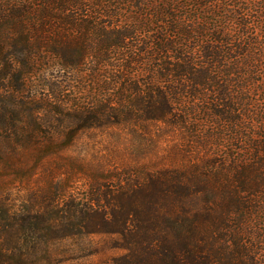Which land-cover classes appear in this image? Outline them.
<instances>
[{
  "label": "trees",
  "instance_id": "16d2710c",
  "mask_svg": "<svg viewBox=\"0 0 264 264\" xmlns=\"http://www.w3.org/2000/svg\"><path fill=\"white\" fill-rule=\"evenodd\" d=\"M133 120L185 130L184 164L89 202L0 198V264L94 234L118 237L115 264H264V0H0V171L24 182L28 150Z\"/></svg>",
  "mask_w": 264,
  "mask_h": 264
},
{
  "label": "rangeland",
  "instance_id": "374dc122",
  "mask_svg": "<svg viewBox=\"0 0 264 264\" xmlns=\"http://www.w3.org/2000/svg\"><path fill=\"white\" fill-rule=\"evenodd\" d=\"M48 73L54 72L48 70ZM49 78L55 81L53 76ZM49 78L37 76L34 85L46 90ZM145 132L138 131V120H133L125 126L92 128L78 133L62 152L61 142L57 143L58 150L47 156L40 157L28 150L22 159L15 161V167L25 169L24 182L19 180L20 174L0 171L3 173L0 186L2 180L8 182L0 198L17 210L32 203L45 204V200L60 205L63 194H73L78 200L89 202L98 189L122 190L127 181L138 180L139 176L143 179L150 171L184 164L188 155L183 138L185 130L165 129L162 137L152 126ZM102 205L108 206L106 199L102 198ZM52 241L56 246L61 244L62 252L58 251L56 257L65 256L58 264H115V259L125 253L124 249L114 246L118 243L116 235L94 234Z\"/></svg>",
  "mask_w": 264,
  "mask_h": 264
}]
</instances>
